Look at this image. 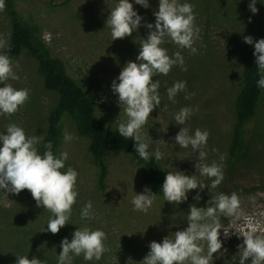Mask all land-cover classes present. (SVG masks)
<instances>
[{
  "label": "rangeland",
  "instance_id": "obj_1",
  "mask_svg": "<svg viewBox=\"0 0 264 264\" xmlns=\"http://www.w3.org/2000/svg\"><path fill=\"white\" fill-rule=\"evenodd\" d=\"M16 1L27 18L41 25L43 36L54 55L63 58L69 73L86 86L105 124L118 127L120 123H126L128 117L118 105V94L113 93L111 84L128 61L138 63L136 57L140 45L149 32L144 25L145 22L155 23L154 12L158 11L159 0H149L147 9L135 4V0H129L144 19L131 36L116 40L112 39V30L106 21L119 0ZM178 3L193 5L194 23L199 29L193 44L196 52L180 48L166 37V43L161 46L173 58L179 51L187 71L177 64L167 75H154L153 81L160 82L161 104L151 112L141 133L153 153L158 147L163 154L159 161L166 173L178 170L189 176L196 175L201 188L190 190L188 199L179 204L169 203L164 197L155 195L146 213L134 210L132 199L136 194L144 193L146 187L135 157L112 150L108 158L107 188L100 191L99 169L89 152V139L80 136L74 122L66 119L64 132L73 139L64 141L61 148V152L68 153L61 171L66 172L71 167L78 173L75 185L78 196L67 223H72L74 231L87 226L92 230L100 229L107 236L104 244L108 251L100 260L93 259L88 264H139L150 251V242H162L165 236L187 228L190 205L206 207L212 198L219 193L229 194L234 186L243 190L237 195L239 208L237 214L231 216L219 214L221 225L230 229V234L225 238L223 228L220 230L219 238L224 248L213 254L210 264L217 260V256L224 258L226 252H232L226 245L232 236L243 238L239 233L264 230V146L260 148L258 162L252 167L231 171L227 165L235 119L234 101L242 86L239 47L244 37L254 29V22H249L247 15L250 9L238 0H178ZM10 26L9 16L0 11V37L6 41V46L10 39ZM6 46L0 48V53ZM13 71L19 79H9L6 83L17 90L28 89L29 98L14 114L0 115V133H6L7 126L15 123L24 129L26 136L42 138L46 131V115L55 97L44 88L38 63L27 53L13 65ZM176 81H186L187 84L185 91L178 92L172 101L168 99L167 89ZM187 94L194 95L186 99ZM184 107L191 109V115L184 125H178L174 117ZM181 127L188 128L190 135H194L197 128L210 133L203 148L206 158L200 159L198 151L193 152L191 146L181 148L175 143L174 138ZM213 161L221 166L223 172V180L216 188H211L215 178L202 176L199 171L200 166L210 165ZM4 191L0 190V242L2 236L10 237L8 232L11 229L17 232L21 227H45L49 219L54 218L53 214L46 217L47 220L41 218L43 208L36 206L27 189L19 195ZM197 192L201 197L199 201L193 199ZM88 201L92 202L94 212L90 220L81 218V210ZM45 213L51 212L46 209ZM66 227L67 224L60 229L61 233L66 232ZM12 237L16 238L15 233ZM36 237L22 238L26 249L37 248ZM199 244L204 249L202 255H207V241ZM75 257L87 263L83 254Z\"/></svg>",
  "mask_w": 264,
  "mask_h": 264
},
{
  "label": "clouds",
  "instance_id": "obj_2",
  "mask_svg": "<svg viewBox=\"0 0 264 264\" xmlns=\"http://www.w3.org/2000/svg\"><path fill=\"white\" fill-rule=\"evenodd\" d=\"M257 0H251L248 7L253 14L258 12ZM135 4L149 8V0H135ZM6 7L5 0H0V11ZM155 23L145 22L149 30L147 38L143 39L137 62L128 61L122 68L119 76L112 81L111 90L118 94V105L126 113V123L118 125L119 134L125 139L134 140V148L139 157L149 161L152 155L149 144L145 142L141 133L142 127L147 123L151 112L161 104L158 89L159 80L153 81L155 74L167 75L174 65L179 64L183 71L184 57L179 51L174 53V58L168 55V50L161 45L166 43V37L171 43L180 48L191 49L198 38L199 29L195 27V14L193 5L190 3H178V0H159L158 11L154 12ZM144 18L134 10L129 0H119L117 6L111 10L107 18V25L111 27L112 39H123L131 36L141 26ZM251 22V17L249 18ZM244 42L254 44L255 64L260 78L257 86L264 89V39L253 41L251 36H245ZM6 46V41L0 37V48ZM9 79L16 80L19 77L13 71V60L7 53H0V115H12L25 104L29 98V90L26 88L15 89L6 83ZM118 81V82H117ZM186 81H176L167 89L168 99L174 101L178 92L185 91ZM191 95L187 94L186 99ZM191 115V109L181 108L175 115L176 124L184 125ZM210 133L207 130L197 128L194 135L189 134V129L181 127L175 136V143L181 148L191 146L193 152L198 151L200 159L206 158L207 153L203 150L207 144ZM65 141L73 137L65 134ZM41 137H28L24 129L15 123L7 126L6 133H0V190L4 193H19L27 189L37 207L49 210L54 218L47 223V231L58 234L70 218L72 206L76 202L78 192L75 190L78 173L68 167L66 172L64 162L68 158L67 152H61L57 157L52 151L51 141L44 147L46 151L41 155L37 145ZM158 142V141H157ZM156 160H160L163 154L157 147L155 150ZM223 156H221V160ZM200 174L212 180L211 188H216L223 180V172L220 165L213 161L210 165L199 167ZM201 185L196 175H186L184 172H167L162 184L165 201L169 203H182L188 199L190 190L200 189ZM156 194L152 193L147 186L144 193L136 194L132 199L134 210L147 212L153 204ZM201 199L199 192L193 197ZM239 198L235 192L229 194L219 193L208 202L206 207L190 205L187 216V228L174 232L171 236H165L162 242L152 241L149 244L150 251L139 264H210L213 254L222 248L220 230L223 228L225 238L229 237L230 229L224 228L220 223L219 214L231 216L237 214ZM92 202L88 201L81 210L82 219H92ZM45 231V229H44ZM243 243L238 245L240 262L251 258V264H264V235H257L255 231L241 232ZM106 233L100 229L92 230L85 226L77 228L71 240L67 237L62 239L60 247L62 251L58 255V264H72L73 256L83 257L86 261L100 260L108 251L104 241ZM200 241H207L208 253L202 255L203 247ZM16 264H46L45 261L28 256H20Z\"/></svg>",
  "mask_w": 264,
  "mask_h": 264
},
{
  "label": "trees",
  "instance_id": "obj_3",
  "mask_svg": "<svg viewBox=\"0 0 264 264\" xmlns=\"http://www.w3.org/2000/svg\"><path fill=\"white\" fill-rule=\"evenodd\" d=\"M69 1L71 0H67ZM238 1L246 5L251 2V0ZM5 4L4 12L9 16L11 26L10 39L3 53L10 56L13 65L24 53L35 59L44 88L55 97L46 115V131L38 146L39 153L43 155L46 151L44 145L51 141L54 155L59 156L65 141L64 123L66 119H71L78 134L89 139L88 149L94 164L99 169L100 191H105L107 188L110 170L108 158L112 150H117L132 154L141 167L145 185L152 193L164 197L162 184L167 173L162 163L156 160L151 146L149 145L148 151L152 155L146 162L136 153L134 140L123 138L117 131L118 127L105 124L97 103L86 86L69 73L63 58L54 55L52 47L43 36L41 25L27 18L16 0H5ZM256 7L258 9L256 14L251 11L247 13L254 22L253 32L249 35L254 42L264 39V0H257ZM254 50V44L249 45L245 42L239 47L242 86L234 101L235 119L228 147L227 165L231 171L255 165L260 158V148L264 146V89L257 86L260 74L255 64ZM2 86L3 83H0V87ZM233 192L239 195L243 190L234 186L229 195ZM45 211L46 209H43L40 212L41 218H50L52 213L47 214ZM46 229L47 225L35 229L21 227L17 232L11 229L8 232L10 237L4 235L0 242V264H16V259L20 256H28L29 259L35 256L46 264H58V255L62 251L60 243L65 237L71 240L74 227L69 222L65 228V235L61 230L54 235ZM14 233L16 238L12 237ZM256 234L264 235V230L257 231ZM30 235L37 236V248L33 250L26 249L25 240L22 239ZM242 243L243 238L237 236L229 238L226 245L232 249V252H226L224 258L217 256V260L211 264H239L238 245ZM222 247L224 248V245ZM82 262L81 258L73 256L72 264H88V261ZM245 264H251V258L246 260Z\"/></svg>",
  "mask_w": 264,
  "mask_h": 264
}]
</instances>
